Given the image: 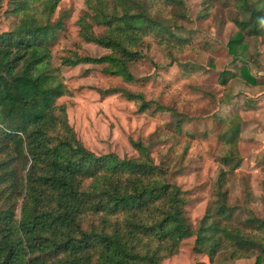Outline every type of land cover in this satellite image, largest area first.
I'll return each mask as SVG.
<instances>
[{
    "label": "trees",
    "instance_id": "obj_1",
    "mask_svg": "<svg viewBox=\"0 0 264 264\" xmlns=\"http://www.w3.org/2000/svg\"><path fill=\"white\" fill-rule=\"evenodd\" d=\"M60 1L0 0V12L6 2L5 12L17 17L12 29L0 33V264H163L191 237L193 251L208 263L221 251L232 260H264V218L233 226L225 202L226 168L240 162L229 148L238 140V124L220 137L209 204L193 229L186 193L170 181V163L155 164L150 141L130 139L136 156L129 158L95 154L68 123L65 105L56 102L67 93L62 67L104 65V74L133 81L128 67L143 58L145 39L168 66L175 63L192 47L190 37L182 36L184 1L83 0L77 36L107 53L93 57L69 50L55 67L50 46L62 22H52V16ZM200 1L197 18H205L213 2ZM234 3L240 19L228 51L236 56L245 34L264 35V0ZM114 93L139 112L152 104V112L166 111L141 92L103 91ZM228 99L225 92L222 103ZM167 110L181 138L182 120ZM261 184L264 191V175Z\"/></svg>",
    "mask_w": 264,
    "mask_h": 264
},
{
    "label": "rangeland",
    "instance_id": "obj_2",
    "mask_svg": "<svg viewBox=\"0 0 264 264\" xmlns=\"http://www.w3.org/2000/svg\"><path fill=\"white\" fill-rule=\"evenodd\" d=\"M183 1L187 20L182 36L190 37L192 47L175 63L168 66L156 45L145 39L143 58L128 67L133 81L104 74V65L62 67L67 93L56 102L65 105L68 123L82 144L95 154L114 153L129 158L136 156L130 139L150 141L155 164L170 163V181L186 193L185 210L193 229L209 204L210 184L219 166L220 137L231 125L238 124V140L229 148L240 162L232 170L226 168L229 174L225 202L231 208L230 223L241 225L252 216L263 219L264 35L245 34L239 54L233 56L228 43L238 32L234 21L240 19L234 0H212L205 18H197L200 0ZM6 9L5 2L0 12V33L12 29L17 22V17L6 13ZM82 12L83 0H61L52 16V22H62L50 46L55 67L69 50L93 57L107 53L77 36L76 20ZM112 88L141 92L166 111L152 112V104L149 110L139 112L133 102L119 94H103ZM225 92L229 99L222 103ZM167 109H173L182 120L181 138L175 135L174 118ZM185 132L191 137L184 136ZM194 241L195 237L185 239L178 253L163 264H264L263 259L255 263L256 257L232 260L225 251L208 263L206 256L193 251Z\"/></svg>",
    "mask_w": 264,
    "mask_h": 264
}]
</instances>
